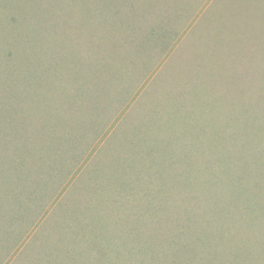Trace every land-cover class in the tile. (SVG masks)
Returning <instances> with one entry per match:
<instances>
[{
    "label": "rangeland",
    "instance_id": "1",
    "mask_svg": "<svg viewBox=\"0 0 264 264\" xmlns=\"http://www.w3.org/2000/svg\"><path fill=\"white\" fill-rule=\"evenodd\" d=\"M0 264H264V0H0Z\"/></svg>",
    "mask_w": 264,
    "mask_h": 264
}]
</instances>
